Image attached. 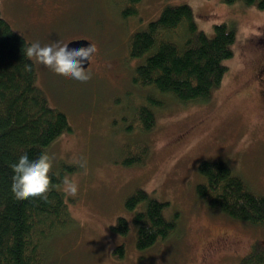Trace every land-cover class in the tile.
<instances>
[{
	"label": "rangeland",
	"instance_id": "374dc122",
	"mask_svg": "<svg viewBox=\"0 0 264 264\" xmlns=\"http://www.w3.org/2000/svg\"><path fill=\"white\" fill-rule=\"evenodd\" d=\"M123 2L0 0L1 17L29 43L63 37L97 45L86 81L33 57L39 87L72 127L49 149L52 168L72 167L64 175L77 184L75 193L63 183L62 189L78 226L53 242L50 262L240 264L254 246L264 247V226L210 209L196 187L203 182L198 170L203 160L223 161L252 192L264 196V9L224 0H142L137 15L124 18ZM177 5L190 6L199 30L209 37L216 24L231 25L234 55L209 102L182 104L159 94L166 101L154 107L155 127L141 132L135 110L145 103L147 89L133 84L140 59L130 57L129 39L166 6ZM143 145L148 147L143 162L125 166L124 159ZM138 189L167 203V217L178 224L174 236L147 251L137 249L135 212L125 206ZM120 217L131 225L127 235L114 229ZM122 245L124 259L114 252Z\"/></svg>",
	"mask_w": 264,
	"mask_h": 264
},
{
	"label": "trees",
	"instance_id": "16d2710c",
	"mask_svg": "<svg viewBox=\"0 0 264 264\" xmlns=\"http://www.w3.org/2000/svg\"><path fill=\"white\" fill-rule=\"evenodd\" d=\"M141 1L124 0L122 17L137 15ZM224 1L264 9V0ZM214 30L209 37L199 30L192 8L177 5L166 6L145 30L130 36L129 55L140 59L132 81L138 88L147 89L145 103L135 110V124L141 132L155 127L154 107H162L166 101L159 94L182 104L210 101L228 72L225 64L233 57L236 42L231 25L216 24ZM28 44L0 11V264H50L53 242L78 226L62 189L64 172L72 167L63 164L58 170L50 169L46 194L19 198L12 187L13 160L25 151L33 156L42 150L49 152L56 140L72 132L65 112L52 107L39 87L35 61L25 52ZM147 153V145L139 146L123 164H140ZM198 170L203 182L196 191L210 209L238 222L264 226V196L252 192L228 163L203 160ZM125 206L135 212L136 246L140 251L168 241L178 231L177 219H169L165 212L167 203L145 190H136ZM114 229L127 235L131 225L120 217ZM114 252L124 259L125 246L116 247ZM240 264H264V247L254 246Z\"/></svg>",
	"mask_w": 264,
	"mask_h": 264
},
{
	"label": "clouds",
	"instance_id": "9594fccd",
	"mask_svg": "<svg viewBox=\"0 0 264 264\" xmlns=\"http://www.w3.org/2000/svg\"><path fill=\"white\" fill-rule=\"evenodd\" d=\"M70 42L63 37L47 44L36 40L26 46L25 52L28 57H34L42 64L47 63L56 71L86 81L90 78V65L87 68L84 65L92 61L97 52V45L92 41L87 45ZM12 167L15 169L12 187L19 198L43 195L49 190L52 157L47 150H42L35 156L30 151H25L18 159L12 161ZM62 183L67 190L73 193L77 191V184L69 175L63 176Z\"/></svg>",
	"mask_w": 264,
	"mask_h": 264
},
{
	"label": "water",
	"instance_id": "95a60500",
	"mask_svg": "<svg viewBox=\"0 0 264 264\" xmlns=\"http://www.w3.org/2000/svg\"><path fill=\"white\" fill-rule=\"evenodd\" d=\"M91 43V41L87 39H75L70 42V44H79V45H87ZM91 61H89L87 64L84 65L85 68L89 67Z\"/></svg>",
	"mask_w": 264,
	"mask_h": 264
}]
</instances>
